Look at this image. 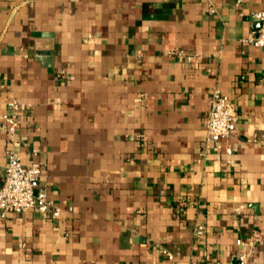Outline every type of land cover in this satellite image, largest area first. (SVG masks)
I'll return each mask as SVG.
<instances>
[{
  "label": "crops",
  "instance_id": "0c3cea01",
  "mask_svg": "<svg viewBox=\"0 0 264 264\" xmlns=\"http://www.w3.org/2000/svg\"><path fill=\"white\" fill-rule=\"evenodd\" d=\"M262 9L0 0V121L23 112L14 142L0 129V184L14 147L62 208L0 216V264H264ZM215 87L239 121L209 142Z\"/></svg>",
  "mask_w": 264,
  "mask_h": 264
},
{
  "label": "built area",
  "instance_id": "2783aa9c",
  "mask_svg": "<svg viewBox=\"0 0 264 264\" xmlns=\"http://www.w3.org/2000/svg\"><path fill=\"white\" fill-rule=\"evenodd\" d=\"M238 3H241V0H238ZM252 15L261 22V27L249 40L264 49V9L255 11ZM22 113L20 101L12 99L8 102L7 111L1 116L0 129L12 142L16 140L20 132ZM238 121L239 113L234 101L220 87H215L205 120L207 140L212 142L229 138L236 130ZM254 140L257 141L258 138ZM33 152L37 154L40 150L35 148ZM228 152L231 154L233 148L228 147ZM6 156L5 175L0 184V216L6 217L12 212L26 213L36 210L41 213L50 212L53 218H58L62 208L54 204L46 190L40 188L43 167L41 161L24 162L22 155L14 147L6 150ZM203 229L204 226L199 225L197 233L202 234ZM164 252L173 258L171 252L167 250ZM212 264L222 263L216 261ZM238 264H248L245 255L240 256Z\"/></svg>",
  "mask_w": 264,
  "mask_h": 264
}]
</instances>
